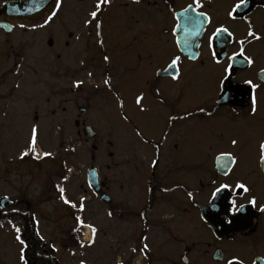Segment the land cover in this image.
<instances>
[{
    "label": "flooded vegetation",
    "instance_id": "af4514ba",
    "mask_svg": "<svg viewBox=\"0 0 264 264\" xmlns=\"http://www.w3.org/2000/svg\"><path fill=\"white\" fill-rule=\"evenodd\" d=\"M18 1L0 0V24L8 23L13 26L10 34H6L5 30L0 28V36H3L6 42H9L14 32L21 30L20 25H25L22 28L24 32L40 30L33 28V25L38 24L36 22L40 20L42 23L44 16L48 14V9L46 11L42 9L40 0L26 4L28 9H34L36 12L26 11L19 15L3 12L6 3ZM95 2L96 0H62L59 18L76 15L71 12L76 5L83 6L85 10L81 15L89 18L88 13L95 10ZM192 2L193 0H140L139 3H134L133 0H111L110 5L104 9L103 15L99 17L101 24L113 17L125 16L128 21L136 19L139 28L126 29L127 24H124L125 32L121 37L122 42L127 43L132 50L131 64H108L104 67L101 75L98 74L103 85L101 92L113 97L115 111L120 117L117 119V128L119 126V129L126 128L132 131L134 155L126 160L151 166L148 185L152 180L162 182L160 179H155L156 170L162 164L167 165V175L174 173L181 175V183L168 188L169 193L178 191L176 199L180 215L177 217L176 214H172L173 221L171 220L167 225L169 239L177 240V243L174 248L176 254L170 258L168 257L170 254L165 256L164 262L166 264H227V260L236 257L243 261V264H253V261L259 262L264 259V211H261L264 207V163L259 160V144L264 142V80H262L264 74L261 73V69H264V0H247L246 5L238 10L236 20H231L227 13L238 0H202L203 8L200 11L208 13L211 23L204 24L205 31L199 35H187L185 17L180 16L177 19L176 14ZM29 21L34 23L28 24ZM248 22H251L252 30L261 37L260 40L247 37ZM177 23L182 26L181 30L173 33L171 30ZM221 25L229 28L235 40L247 38L251 41L245 43L244 49L245 55L251 57L254 63L249 66L242 63L240 57L236 58L231 81L232 87L238 88L239 91L232 94L230 89L228 99L221 100L218 104L217 83L220 66L214 65L210 59L207 37ZM187 28L196 31L191 25H187ZM177 38L181 40L182 50L175 43ZM185 39L188 40L187 48L183 44ZM50 41L53 47V39L50 38L47 43ZM239 47L233 42L223 50L217 48V51L221 55L224 52L231 55L232 52L238 51ZM191 54H196L197 58L188 59ZM174 55L181 57L179 82L171 80L169 76L157 75L162 69L167 68ZM76 65L77 67H66L64 72L55 66L54 79L57 78L58 82L57 84L54 82L52 91L57 92V96L62 89L73 94L77 88L74 87L75 82L85 79L81 75L84 74L82 70H85L84 66L86 68L87 64ZM24 66V64H15V67L23 71ZM18 68H14L10 74H16ZM7 72L8 70L3 71L0 77H4ZM109 76L112 77L111 88L104 84V80ZM15 80L16 83H21L18 76ZM245 80H252L254 84L260 85L254 90L257 98L255 115H250V98L253 90L244 83ZM62 85L65 88H61ZM78 88L80 91L83 90L82 86ZM157 88L160 90L159 96L155 93ZM140 93L144 95L142 102V106L146 109L144 112H141L134 102L135 96ZM54 96L56 94L52 93L51 97ZM229 99L231 103L228 102ZM121 100L124 104L123 110L119 107ZM200 108L205 109V112H200ZM185 112H191L193 115L183 120L169 122L170 115L183 116ZM208 112L212 115H207ZM125 115L128 119H123ZM75 125L82 130L88 124L78 119ZM137 131L141 135H137ZM165 136L167 139L164 138ZM234 138L238 141L235 147L230 143ZM144 140L148 142L145 143ZM139 148L142 149L140 155ZM189 149L194 151L190 156ZM221 151L231 152L236 157L237 163L234 165L229 160L217 161L215 157ZM153 160L157 161L154 167ZM207 162L211 164L209 169H205ZM192 163L197 164L195 174L191 173ZM240 163L245 165V169L241 172L238 168ZM182 164L191 166L189 173L182 168ZM222 166L223 170L229 168L232 170L229 176L222 175ZM213 180L217 183H233L240 180L251 189L249 194L239 197L233 193L238 203L247 205L244 213L246 219L242 223L226 226L213 223L211 220L205 223L201 219V215L209 210L205 207V197ZM168 182L172 183V181ZM100 183L107 192V185L101 179ZM151 187L148 190L147 201L152 202ZM158 188L160 189L161 186ZM188 191L196 195L194 202L188 199ZM252 196L256 198L255 206L248 204ZM176 199L173 198L175 207ZM111 203L112 200L104 205L110 206ZM119 213L118 218L123 220V213ZM136 218L141 219L143 223L146 222L141 218V214L137 213ZM32 259L37 261L38 257H31L29 261L32 262Z\"/></svg>",
    "mask_w": 264,
    "mask_h": 264
},
{
    "label": "rangeland",
    "instance_id": "374dc122",
    "mask_svg": "<svg viewBox=\"0 0 264 264\" xmlns=\"http://www.w3.org/2000/svg\"><path fill=\"white\" fill-rule=\"evenodd\" d=\"M84 10L83 6L76 5L71 11L76 15L58 18L44 29L24 32L21 28L10 36L9 42L0 36V74L8 70L0 77V198L8 196L12 202H18L17 206L7 208L22 211L30 208L57 264H80L81 260L85 264H166L164 257L176 254L177 243L169 239L167 225L173 219L171 215L179 217L180 211L178 191L169 193L164 189L181 183V175H167V165L162 164L155 173V179L162 182L152 180L148 185L151 166L126 160L134 155L132 131L117 128L120 117L115 111V102L111 95L101 92L103 85L98 77L108 64H131L132 50L122 42L121 36L125 32L124 24L126 29L139 26L136 19L128 21L120 16L103 21L97 30L96 22L83 23ZM50 38L54 41L53 47L48 46ZM105 55L109 57L107 62L103 59ZM17 63L25 65L24 71L15 67ZM76 64H87L81 75L85 77L80 85L83 90L77 87L72 94L62 89L57 96L52 91L54 82H58L54 79L55 66L64 72L66 67H77ZM14 68H18L17 73L10 74ZM16 76L21 82L19 88ZM52 93L56 94L54 98ZM78 108L87 111L82 115ZM78 119L97 131L94 140L86 138L75 125ZM34 123L38 126L36 152L42 156L49 151L52 155L37 160L29 153L21 160L19 153L26 149ZM138 153H142L141 148ZM192 153L189 149L188 155ZM192 165L191 173L195 174L197 164ZM210 166L207 162L205 169ZM90 167L98 169L100 179L107 185V193L112 197L110 206L101 203L89 188L87 170ZM190 167L182 164L187 173ZM238 168L241 172L245 165L240 163ZM64 176L68 177L67 181L63 180ZM57 184L66 189L69 199L78 202L80 196L87 198L84 213H78L59 199ZM150 187L152 202L147 201ZM119 212L123 213V220L118 218ZM136 212L143 215L145 223L136 218ZM74 215H81L86 224L97 227L96 243L92 247L81 249L74 239ZM82 229V237L87 236L85 232L89 228ZM15 235L10 224H0V264H18ZM144 236L148 237L147 241L141 239ZM52 243L59 251L49 247ZM143 243L149 245L147 255L139 251ZM133 248L137 251L133 252Z\"/></svg>",
    "mask_w": 264,
    "mask_h": 264
},
{
    "label": "snow or ice",
    "instance_id": "6c2138e0",
    "mask_svg": "<svg viewBox=\"0 0 264 264\" xmlns=\"http://www.w3.org/2000/svg\"><path fill=\"white\" fill-rule=\"evenodd\" d=\"M134 3H139L140 0H133ZM111 3V0H96L94 4V9L88 13V17L86 18L83 23L85 25L92 24L93 21H96L95 28L99 29L101 27V21L99 20V17L103 15L104 9H106ZM247 3V0H238L236 2L231 10L227 13L228 17L231 20H236L238 10L244 7ZM203 8V2L202 0H193L192 3L188 4L186 7H184L180 13L176 14V18L178 19L180 16L185 17V28L187 35H199L200 33L204 32V24H210L211 23V17L208 15L205 11H200V9ZM62 11V0H52L51 4L48 8V14L44 16L43 22L33 25V28L38 29H44L50 26L52 23L55 22L56 19L59 18V13ZM249 23V30L247 32V37H250L252 40H260L261 37L252 30V24ZM187 25L193 26L196 31H191L190 28H187ZM5 27H7L5 25ZM21 28L25 27V25H20ZM181 25L177 23L175 27L171 30L173 33H176L177 31L181 30ZM101 46L103 45V40L99 41ZM236 43L238 44L239 50L234 51L229 55L227 52H224L223 55H221L220 52L217 51V48H220L223 50L227 47L229 43ZM246 42H251L246 39L241 40H235L233 33L229 30L228 27L225 26H219L214 29V31L207 37V48L210 53V59L214 65L220 66V75L218 77V83L217 88L219 89L218 95H217V103L221 100L228 99L229 96V90L231 89L232 94H236L239 89L232 87V81L231 77L234 75V62L236 61L237 57L241 58L242 63H246L247 65H252L254 61L251 59V57L245 55V49L244 45ZM176 45L179 47L181 45V40L179 38L175 41ZM183 44L185 48L188 47V40L185 39L183 41ZM199 47V45H197ZM197 58L196 54L189 55L188 59L195 60ZM104 61H108L109 57L105 55L103 57ZM180 62L181 57L179 55H174L170 59V63L167 64V68L162 69L157 75L162 76H169L171 80L179 82L181 80V70H180ZM261 73L264 74V69H261ZM89 76L92 75L91 72L88 73ZM112 77L109 76L104 80V84L108 85L110 88L112 87L111 84ZM262 80H264V75H262ZM245 84L249 85L251 89L253 90V94L250 98V115H255L257 113V98L254 93V90L259 88V84H254L252 80H245ZM83 84V81H76L74 84V87H80V85ZM17 88L20 87L19 83L16 85ZM155 93L157 96L160 95V90L157 88L155 90ZM144 101V95L143 93H140L135 96V104L139 107L141 112L146 111V109L142 106V102ZM229 103L232 101L229 99ZM161 103H163V100H161ZM119 107L121 110L124 108V104L122 100L119 103ZM200 112H205V109L200 108ZM193 113L191 112H185L183 116H177V115H170L168 117L169 122L175 120H183L188 117H191ZM207 115L211 116L212 113L208 112ZM123 119H128L127 115L123 117ZM137 135H141L139 131H137ZM37 137H38V126L37 124H33L31 126L30 135L28 138V142L26 145V149L21 151L19 153V159L23 160L24 157L28 156L29 153L33 154L34 159H41L42 157H50L52 155L51 152L45 151L43 152L42 156L41 154L36 152V146H37ZM167 139V137H164ZM143 139V137H142ZM145 143H147V140H144ZM231 145L233 147L237 146L238 141L237 139H231L230 141ZM75 151V149H72ZM259 160L264 163V142H261L259 144ZM215 159L217 161L221 160H229L232 164L237 163L236 157L231 153L227 151H221ZM157 161H152V166L154 167L156 165ZM71 171V169H69ZM231 169L223 170L222 166V175L227 177L231 173ZM63 180L67 181L68 177L64 176ZM56 188L59 192V199L65 204L68 205L71 209H76L78 213H84L85 211V200L87 199L85 196H80L78 202L69 199L66 189L59 184L56 185ZM164 191H168V189H164ZM251 192V189L242 181L237 180L233 183H227V182H220L217 183L216 180H213L211 184L209 185V191L205 197L206 199V209H209L205 211L201 215V219L204 220L205 223L208 222V220H211L213 223L223 224L226 226H235L239 223H242L246 217L244 216V213L246 211L247 205L244 203H238L237 199L233 197V193H235L236 197L242 196L243 194H249ZM187 197L189 200H192L193 202L196 200V195L193 194V192L188 191ZM4 201H9L8 196H3L0 198ZM11 203V202H10ZM248 204L255 206L256 204V198L255 196H252L251 199L248 200ZM12 212L19 211L18 208L12 207ZM261 211H264V207L261 208ZM7 211L4 209V205L0 204V215H7ZM112 212H108V216H111ZM205 217L207 219L205 220ZM74 220L76 221V225L72 228L73 233H79L81 228H89L91 231V237L88 239L87 243H85L83 240L80 239L79 236H75L74 239L77 241L79 247L81 249L90 248L96 243V235H97V227L94 224L88 223L86 224L84 219L81 215H74ZM11 224V221H9ZM39 222L37 221V224ZM16 235H15V241L18 244V264H29V259L27 256V252L29 250V244L26 242L24 238L21 237V229L19 227H16L15 225H12ZM37 236H39V239L41 241L44 240V237L39 234V231L36 233ZM148 237L144 236L143 240L147 241ZM49 247L53 251H59V249L56 248L55 243L49 244ZM133 252H136L137 249L133 248ZM139 251L147 255L150 251L148 243H143L140 247ZM72 255H75V253H71ZM80 264H85L84 260L80 261ZM227 264H243V261L238 260V258L233 257L232 259L227 260ZM253 264H264V259H261L259 262L253 261Z\"/></svg>",
    "mask_w": 264,
    "mask_h": 264
},
{
    "label": "water",
    "instance_id": "95a60500",
    "mask_svg": "<svg viewBox=\"0 0 264 264\" xmlns=\"http://www.w3.org/2000/svg\"><path fill=\"white\" fill-rule=\"evenodd\" d=\"M32 1L33 0H19L18 2H14V3H11V2L6 3L4 5L3 12H5L9 15H19L21 13H25L26 11H28L29 13L36 12V10L28 9V7H26V4H30V3H32ZM51 2H52V0H40L41 5L43 6L42 9H44V11H45ZM41 5H39V6H41ZM40 11H41V8H40ZM5 25L7 27H5ZM0 28L4 29L6 34H10L13 30V26H11L9 24H5V23L0 24ZM52 45H53V43L50 41L49 46H52ZM180 48L182 50V44L180 45ZM85 111H86L85 109H80L81 114H84ZM83 132H84L85 136L90 138V139H94L97 137V132L91 126H85L83 129ZM88 182H89L91 188L97 194L100 195L102 201L110 202L109 196L102 193V190H101V187L99 184V180H98L97 170L95 168L89 169V171H88ZM1 204H3L5 207L7 204H10V201L2 200Z\"/></svg>",
    "mask_w": 264,
    "mask_h": 264
},
{
    "label": "trees",
    "instance_id": "16d2710c",
    "mask_svg": "<svg viewBox=\"0 0 264 264\" xmlns=\"http://www.w3.org/2000/svg\"><path fill=\"white\" fill-rule=\"evenodd\" d=\"M7 213H8L7 215H0V224L6 222L9 223V221H11L12 225L17 224L20 221L26 222L25 227L20 228L21 229L20 235L29 244V250L27 252V256L28 258L35 256L38 257L37 261L32 259L31 264H55V262L52 261L50 256L46 257L44 255H41L42 250L44 248V243L39 239V236L36 235L37 232L35 226L31 222L30 218L28 217L27 219H23V217L21 218L20 216L16 215L10 209L7 211Z\"/></svg>",
    "mask_w": 264,
    "mask_h": 264
}]
</instances>
